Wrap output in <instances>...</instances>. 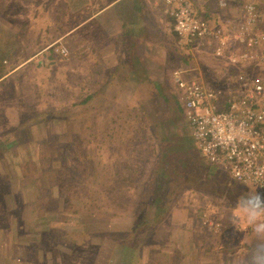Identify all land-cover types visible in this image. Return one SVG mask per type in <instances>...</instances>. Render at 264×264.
I'll return each instance as SVG.
<instances>
[{
	"label": "rangeland",
	"instance_id": "rangeland-1",
	"mask_svg": "<svg viewBox=\"0 0 264 264\" xmlns=\"http://www.w3.org/2000/svg\"><path fill=\"white\" fill-rule=\"evenodd\" d=\"M59 2L0 0V5H5L0 6V46L6 34L31 35L35 27L45 28L42 23L52 25V21L40 23L31 17L43 12L50 19L63 0ZM245 3L256 6L258 30H264V0H227V5L217 10L229 18H224V23L231 20L235 25L242 19ZM63 22L64 31L68 21ZM60 41L67 47L66 40ZM260 47L264 55V43ZM46 53L50 72L39 88L33 86L20 93L4 88L9 97L0 98V161L8 160L7 165H0V264H158L155 251L161 258L165 253L172 255L171 231L179 228L154 227L153 220H138L142 208L136 202L139 195L146 189L153 191L155 173L145 158L148 150L159 156L156 175L161 168L166 170L162 171L166 184L158 191H171L164 205L167 211L157 213L158 221L186 219L173 200L185 191L184 186L217 191L220 185L209 180V170L201 161L194 160L196 155L203 156L187 143L191 138L188 123L172 98L171 86L160 85L156 96L149 98L141 93L136 99H95L86 104L83 70L73 69L70 59L62 61L52 48ZM212 60L202 62L200 68L204 78L213 83L216 77L211 71L216 63ZM255 72L264 73V68ZM40 160L43 172L37 168L40 163H34ZM199 165L202 171H198ZM35 171L44 174L41 188ZM221 184L237 187L226 180ZM247 186L252 211L262 220L255 223L259 228L252 224L247 232L258 231L255 239L241 245L262 242L258 249L264 257V190ZM9 199L14 205L11 210L7 209ZM209 210L211 207L201 216L194 213L187 217L194 223L187 229L191 234L187 241L175 244L180 250H198L193 246L197 238L206 240L204 245L214 241ZM177 212L180 215L176 216ZM126 245L141 251L137 248L133 254Z\"/></svg>",
	"mask_w": 264,
	"mask_h": 264
},
{
	"label": "crops",
	"instance_id": "crops-1",
	"mask_svg": "<svg viewBox=\"0 0 264 264\" xmlns=\"http://www.w3.org/2000/svg\"><path fill=\"white\" fill-rule=\"evenodd\" d=\"M54 1L55 4L59 2V0H52ZM163 7L164 0H63L61 6L54 8V12L49 16L50 19L47 18L48 15H43V12L31 17L36 21L40 19V23L52 21V25L42 23L45 28L43 29L41 25L39 28L35 27V31L30 32L31 35L29 33L13 35L11 32H8L11 33L9 36L5 35L2 41L3 46H0V59H3L0 60V70L4 69L2 73L0 71V91H2L0 98L9 97L10 89L20 93L30 87L43 84V79L50 72L49 66H46L48 63L45 61L46 52L50 50L48 42H56V40L61 42L60 40L63 39L66 40L70 52V66L76 71L83 70L86 104L95 99L116 102L130 100V98L136 99L141 93L145 98H149L150 95L158 92L157 88L160 85L164 84L171 86L174 93L172 98L176 102L170 74L174 68L187 65L192 52L178 44L173 19L164 13ZM202 12L210 22L217 23L216 17L219 11L214 1L205 4ZM66 20L68 28L63 31L61 28L64 25L63 21ZM192 57L200 67L204 61L216 60L208 53H200ZM5 59L7 63H4ZM214 60L212 62L216 64L213 65L214 69L211 72L216 79H213L212 83L204 78V72L200 68L202 77L208 85L219 87L225 83L224 87L228 88V69L231 66ZM34 63L36 65H33ZM42 74L43 77H41ZM176 103L183 113L182 106L178 101ZM0 147L3 145L0 144ZM148 155L145 158L150 161L152 172L156 174L159 156L154 154V150L152 154L148 150ZM194 160L201 161L207 167L210 171H207L209 180H216L217 185L220 183L219 188L217 191H207L206 187L194 186V188L186 185L185 191H181L176 198L174 197L176 207L179 206L180 212L184 213L186 219L176 220L166 217L167 219L153 224L154 227L179 228L171 231L169 244L172 245V255L165 253L161 258L156 250L155 263L264 264V257L258 249L262 242H255L254 246L241 245L242 241L254 240L259 233L258 231L247 233L248 231L244 229H249L252 224L259 228V225L255 223H261L262 220L259 214L252 211V195L251 191L247 190L249 187L234 179L228 171L211 163L204 156L196 155ZM6 161L8 160L0 161V165L2 163L7 165ZM201 168L202 166L199 165L198 171H202ZM225 180L237 187L225 188L221 184ZM146 190L139 195L140 198L152 192ZM208 207H211L209 218L221 224L220 232H210L214 233V241H209V245H204L206 240L197 238V244H193L198 247L196 251L180 250L175 244H184L187 241L190 234L187 229L190 226L193 227L194 223L187 217L194 213L196 217L201 216ZM164 210L167 211V209ZM180 212H177L179 214L176 216L180 215ZM155 214L148 215L150 221ZM197 223L198 221H196V228ZM164 233H168L167 230H164ZM259 237L260 235L257 238Z\"/></svg>",
	"mask_w": 264,
	"mask_h": 264
},
{
	"label": "built area",
	"instance_id": "built-area-1",
	"mask_svg": "<svg viewBox=\"0 0 264 264\" xmlns=\"http://www.w3.org/2000/svg\"><path fill=\"white\" fill-rule=\"evenodd\" d=\"M211 1L164 0L163 11L173 19L178 44L192 56L208 53L231 66L228 88L205 83L196 60L174 68L171 83L201 154L240 183L264 190V73L255 72L264 68V30H258L259 13L251 3L235 25L219 13L221 23L210 22L202 11ZM214 2L217 8L227 5ZM49 48L62 61L70 59L61 42ZM211 223L213 231L221 230L220 222Z\"/></svg>",
	"mask_w": 264,
	"mask_h": 264
},
{
	"label": "trees",
	"instance_id": "trees-1",
	"mask_svg": "<svg viewBox=\"0 0 264 264\" xmlns=\"http://www.w3.org/2000/svg\"><path fill=\"white\" fill-rule=\"evenodd\" d=\"M2 6H5L3 3L1 4ZM0 5V6H1ZM2 59V58H1ZM0 59V60H1ZM3 60V59H2ZM6 60V59H5ZM4 60V61H5ZM193 60V57L192 56H189V59L187 60V63H190V61H192ZM5 63V62H4ZM1 71V73L4 71V69L3 70H0ZM179 103V102H178ZM190 134H191V132H190ZM191 136V138L189 139V140H187V138H185V137H183L182 139H184V140H187V143H188V145L190 144V148L191 149H193L192 147H194V146H196V148L199 150V148H198V146H197V143H196V141H195V139L193 138V136L192 135H190ZM41 158L43 157H45L44 156V153L42 154L41 153V156H40ZM35 164L36 163H40L39 165H41V166H38L37 168H39V167H41V171L42 170H44V168L42 167V164H44V162L43 161H41L40 160V162L38 161V162H34ZM36 165H38V164H36ZM160 170H162V171H166L165 169H160ZM41 171L40 172H38V171H35V175L37 176V182L39 183V185L41 184V186L39 187V188H41L42 187V185L45 183V178H44V174H42L41 173ZM160 172L158 175H153L152 177L154 178V179H152V182H151V185L153 186V191H152V189L151 190H149V191H152V192H149L147 195H145L143 198H138V200L136 201L137 202V204H138V202H139V200H140V202H139V205L140 206H142V208H140L139 209V213H140V215H138V220H140V221H143V222H151L150 220H149V216L148 215H150L151 214V212L152 211H155L156 212V214H155V217H154V219H153V221H152V224H155L157 221H158V217H157V213H161V211L162 210H164L165 209V207H164V205H165V201H166V197H167V194L169 193V192H171V191H158V189H160L161 188V186L163 187L166 183H163V182H166L167 180H165V178H166V174L165 173H163V172ZM43 172V171H42ZM163 173V174H162ZM39 175V176H38ZM12 187V186H11ZM149 188H150V185H149ZM12 190V189H11ZM160 192H161V195H160ZM166 193V194H165ZM163 194L165 195V197H163ZM167 202V201H166ZM8 204H10V205H7V209H9V210H11V209H13L14 208V205L12 204V201H11V199H9V203ZM148 205H151V207L147 210V206ZM150 210V211H149ZM149 211V212H148ZM148 216V217H147ZM143 222H141V223H143ZM125 244L127 243V241H123ZM131 245V244H130ZM129 247V245H126V248L131 252V253H135L136 254V250H137V248H138V251H141V248L140 247H136V246H133V247H131V248H128Z\"/></svg>",
	"mask_w": 264,
	"mask_h": 264
}]
</instances>
